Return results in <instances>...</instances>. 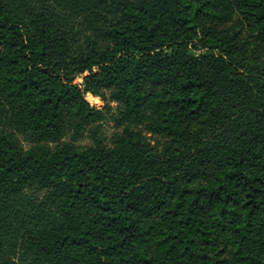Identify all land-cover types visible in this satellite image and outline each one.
<instances>
[{"label":"trees","instance_id":"1","mask_svg":"<svg viewBox=\"0 0 264 264\" xmlns=\"http://www.w3.org/2000/svg\"><path fill=\"white\" fill-rule=\"evenodd\" d=\"M0 264H264V0H0Z\"/></svg>","mask_w":264,"mask_h":264},{"label":"rangeland","instance_id":"2","mask_svg":"<svg viewBox=\"0 0 264 264\" xmlns=\"http://www.w3.org/2000/svg\"><path fill=\"white\" fill-rule=\"evenodd\" d=\"M82 81V79H81V77H78V78H76L75 80H74V82H81ZM85 99L89 102V103H91V104H95V105H97L98 107H100L101 106V102H100V100L97 98V97H95V96H93L91 93H89V92H86L85 93ZM105 126V129L106 130H109L110 129V124H106V125H104Z\"/></svg>","mask_w":264,"mask_h":264}]
</instances>
